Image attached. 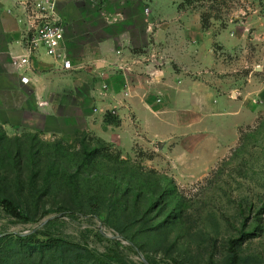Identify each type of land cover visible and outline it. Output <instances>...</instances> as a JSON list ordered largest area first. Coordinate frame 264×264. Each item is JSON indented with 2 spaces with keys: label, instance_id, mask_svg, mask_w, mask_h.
<instances>
[{
  "label": "rangeland",
  "instance_id": "rangeland-1",
  "mask_svg": "<svg viewBox=\"0 0 264 264\" xmlns=\"http://www.w3.org/2000/svg\"><path fill=\"white\" fill-rule=\"evenodd\" d=\"M185 1L31 0L79 33L104 36L108 23L125 21L122 36L151 22L152 46L115 70L128 78L150 67L145 81L163 117L146 124L163 145L136 119L126 147L93 132L0 124V200L29 218L0 204V264H264V0ZM105 118L118 122L114 110ZM31 237L82 249L20 240Z\"/></svg>",
  "mask_w": 264,
  "mask_h": 264
},
{
  "label": "crops",
  "instance_id": "crops-1",
  "mask_svg": "<svg viewBox=\"0 0 264 264\" xmlns=\"http://www.w3.org/2000/svg\"><path fill=\"white\" fill-rule=\"evenodd\" d=\"M11 8L0 5V124L15 131L37 129L47 134L93 132L126 147L134 143L136 119L148 141L163 143V135L151 134L146 124L151 117H163V108L152 106V86L145 81H150V67L143 68L142 76L132 73L128 78L115 70L117 65L127 67V61H135L133 49L146 51L152 46L151 22L140 21L122 36L116 29L125 21L110 22L103 28L108 33L99 36L100 29L95 27L85 33L74 32L76 23L57 12L65 26L73 68L65 69L44 50L31 66L19 67V57L25 54L24 27L19 12H8ZM146 55L138 65L133 64L135 69L141 68ZM175 87L185 91L183 86ZM109 110H114L119 124L107 122L105 112ZM173 125L175 130L171 122ZM213 149L210 157L215 154ZM202 166L208 164L203 161Z\"/></svg>",
  "mask_w": 264,
  "mask_h": 264
},
{
  "label": "built area",
  "instance_id": "built-area-1",
  "mask_svg": "<svg viewBox=\"0 0 264 264\" xmlns=\"http://www.w3.org/2000/svg\"><path fill=\"white\" fill-rule=\"evenodd\" d=\"M31 0L21 1V7L8 10L19 12V22L23 25L25 54L17 63L19 67L31 66L33 60L45 51L65 69H72L73 62L67 46L66 30L58 18L55 7H30Z\"/></svg>",
  "mask_w": 264,
  "mask_h": 264
},
{
  "label": "trees",
  "instance_id": "trees-1",
  "mask_svg": "<svg viewBox=\"0 0 264 264\" xmlns=\"http://www.w3.org/2000/svg\"><path fill=\"white\" fill-rule=\"evenodd\" d=\"M217 1V0H216ZM195 2H198L197 0H186L185 3L182 5V8H185L186 5L188 6H192ZM211 16H207L204 15L203 19H202V23H203V28L204 29H208L211 27ZM108 122V121H107ZM114 124V122H109ZM115 124H119V122L115 123ZM0 204L7 208V210L11 213V215L17 219L20 220H25V221H29V218L26 217L18 208V206L16 205L15 202H13L11 199L8 198H4L3 200H0ZM23 243L25 244H42V245H64V246H69V247H73V248H79L82 249V247L78 244H74V243H70V242H66V241H62V240H50L47 242H43V241H39L36 240L35 238H28V239H20ZM97 258V257H96ZM97 260L100 262V264H110L107 261L101 259V258H97ZM234 262L237 263V261L239 260L238 257L235 255L234 257Z\"/></svg>",
  "mask_w": 264,
  "mask_h": 264
}]
</instances>
